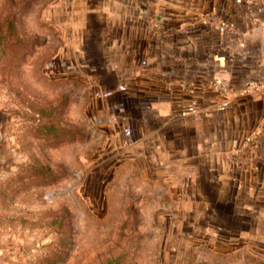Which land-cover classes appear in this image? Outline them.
I'll return each mask as SVG.
<instances>
[{"label": "crops", "instance_id": "0c3cea01", "mask_svg": "<svg viewBox=\"0 0 264 264\" xmlns=\"http://www.w3.org/2000/svg\"><path fill=\"white\" fill-rule=\"evenodd\" d=\"M73 10V62L90 66L92 37L102 60L103 75L88 77L87 109L100 143L90 173L102 193L133 183L137 196L159 198L152 212L174 214L170 235L191 240L187 231L198 230L195 240L212 229V244L231 247L238 228L222 236L215 215L247 224L264 211V94L236 93L264 79V0H74ZM221 21L234 28L219 31ZM218 80L231 91H216ZM18 163L0 156V182Z\"/></svg>", "mask_w": 264, "mask_h": 264}, {"label": "rangeland", "instance_id": "374dc122", "mask_svg": "<svg viewBox=\"0 0 264 264\" xmlns=\"http://www.w3.org/2000/svg\"><path fill=\"white\" fill-rule=\"evenodd\" d=\"M73 1L0 0V156L20 159L0 182V264H264L263 210L247 224L215 215L222 236H241L223 248L217 230L170 235L174 214L152 212L159 198L137 196L133 183L102 193L87 116L102 60L92 37L90 66L73 62Z\"/></svg>", "mask_w": 264, "mask_h": 264}, {"label": "built area", "instance_id": "2783aa9c", "mask_svg": "<svg viewBox=\"0 0 264 264\" xmlns=\"http://www.w3.org/2000/svg\"><path fill=\"white\" fill-rule=\"evenodd\" d=\"M239 1V0H237ZM234 28V24L230 21H221L219 22L217 29L219 31H225L227 29H233ZM211 86L216 90L221 92L222 94H226L229 91H231V86L229 84V82L227 80H218V81H214L211 83ZM257 93V94H264V79L263 80H254V79H249L246 80L242 87H240L239 89L236 90V93L238 95H244L247 93ZM109 94V92H106L105 95ZM227 105V100H224L220 105H219V109H223L225 106ZM186 111L189 112H194L195 108L194 106L190 105L186 108ZM123 132L125 135H129L130 133V129L129 127H125L123 128Z\"/></svg>", "mask_w": 264, "mask_h": 264}]
</instances>
